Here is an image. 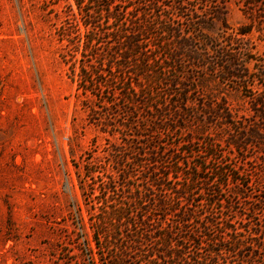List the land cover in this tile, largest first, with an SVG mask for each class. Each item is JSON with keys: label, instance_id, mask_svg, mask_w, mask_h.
Listing matches in <instances>:
<instances>
[{"label": "trees", "instance_id": "16d2710c", "mask_svg": "<svg viewBox=\"0 0 264 264\" xmlns=\"http://www.w3.org/2000/svg\"><path fill=\"white\" fill-rule=\"evenodd\" d=\"M74 1L78 13L69 5L58 30L61 55L88 124L107 136L80 178L104 250L97 260L85 245L89 264L101 257L103 264H264V198L251 201L246 222L213 210L240 213V202L224 198L234 176L215 159L222 139L245 161L248 147L258 145L264 164V93L250 96L256 119L238 116L226 97L214 95L230 83L250 88L252 75L264 86V58L252 56L246 38L256 23L253 8L246 12L251 22L234 29L217 0L192 10L185 0ZM253 60L260 70L250 74L241 62ZM213 124L218 138L200 156L195 146ZM60 249L58 264H83L81 253Z\"/></svg>", "mask_w": 264, "mask_h": 264}, {"label": "rangeland", "instance_id": "374dc122", "mask_svg": "<svg viewBox=\"0 0 264 264\" xmlns=\"http://www.w3.org/2000/svg\"><path fill=\"white\" fill-rule=\"evenodd\" d=\"M205 1L185 0L189 10ZM217 2L227 8L234 29L251 22L246 12L253 8L256 23L246 38L252 56L264 58V0ZM69 5L78 13L74 0H0V264H58L61 247L81 253L82 263L89 264L85 245L95 250L97 260L104 252L97 245L80 178L89 168L88 159L101 155L107 136L88 124L83 97L78 96L61 55L65 42L58 30ZM241 64L250 74L260 70L256 60ZM261 82L252 75L250 88L238 90L230 83L215 88L214 95L226 97L238 116L251 114L256 119L250 96L264 93ZM218 131L219 125L213 124L207 139L196 144L200 156H205L208 143L216 142ZM258 147H248L245 161V154L231 151L225 139L218 144L215 159L234 176L224 187V198L241 203L236 205L238 215L234 211L221 215L223 206H215L219 217L246 222L251 201L264 198V164ZM240 189L244 195L238 197ZM101 260L97 264L105 258Z\"/></svg>", "mask_w": 264, "mask_h": 264}]
</instances>
